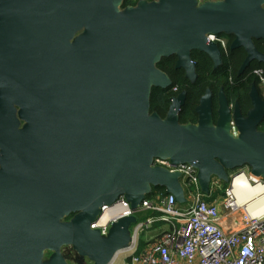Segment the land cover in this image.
I'll return each mask as SVG.
<instances>
[{"label":"water","instance_id":"water-1","mask_svg":"<svg viewBox=\"0 0 264 264\" xmlns=\"http://www.w3.org/2000/svg\"><path fill=\"white\" fill-rule=\"evenodd\" d=\"M123 2L0 0V115L7 116L0 132L10 153L20 149L15 106L20 116L53 117L43 123L53 128L52 198L28 193L0 202V264H112L131 250V227L153 189L187 202L181 174L153 167L155 159L193 165L206 196L213 178L231 187L247 172L264 179V98L256 85L247 116L221 91L214 121L210 89L196 124L179 120L186 92L171 100L164 119L150 103L154 88L172 85L158 68L163 58L176 56L191 79L192 51L222 62L209 35L235 37L231 50L247 53L240 74L264 63L254 43L264 40V0H142L121 10ZM121 196L135 214L106 236L92 230L101 207Z\"/></svg>","mask_w":264,"mask_h":264},{"label":"built area","instance_id":"built-area-1","mask_svg":"<svg viewBox=\"0 0 264 264\" xmlns=\"http://www.w3.org/2000/svg\"><path fill=\"white\" fill-rule=\"evenodd\" d=\"M211 0H198L199 4ZM215 1V0H212ZM209 42L227 49L224 38L209 35ZM264 90V73L255 71ZM153 167H161L181 174L180 182L185 191L186 203L180 205L173 194L153 189L139 206L138 214L150 212L145 221L138 220L132 233V247L128 264H264V207H250L251 200L244 195L236 197L233 187L225 189L220 204L212 202L213 190L219 180L213 178L211 193H202L198 170L190 164L174 165L169 160L155 159ZM249 174V173H248ZM245 176V175H242ZM246 181L264 186V179L250 174ZM236 178L233 180L232 186ZM241 188L243 183L238 184ZM223 212L232 219V226H224ZM135 213L130 203L121 196L110 205H103L97 220L91 225L106 236L119 219ZM162 224L141 247L142 233Z\"/></svg>","mask_w":264,"mask_h":264},{"label":"flooded vegetation","instance_id":"flooded-vegetation-1","mask_svg":"<svg viewBox=\"0 0 264 264\" xmlns=\"http://www.w3.org/2000/svg\"><path fill=\"white\" fill-rule=\"evenodd\" d=\"M140 1L142 0H124L121 10H125L128 7H137ZM145 1H147L148 3H152L156 0ZM220 36L221 35H218V37ZM224 40L226 41L227 49L219 46L221 49V53H225L228 50V39L224 38ZM195 52L199 51L191 52V61L196 64L195 78H187L185 69L177 68L178 59L176 60L175 64L176 71L183 72L185 79L188 80L191 84H195L199 78L197 70L200 69V66L198 57L194 56ZM211 61L213 71L218 70L223 65V57L222 62L218 65H216L212 59ZM239 75H241L240 72ZM172 86L173 81L172 85L167 89L171 88ZM221 91L224 92V87H221L217 94L214 95L212 93L214 121L217 120L218 99ZM173 92L178 93V88H174ZM183 92L171 97L170 106L172 104L171 100L178 97ZM236 103L237 102L231 103V105H235ZM15 107L18 110L15 116L16 121L19 123L17 130L21 132L20 134H18V142H16V144L19 145L20 149L14 153H10L9 149L6 147V133L0 132V202L4 201L6 198L11 197L10 195L14 197H23L28 193H33L42 199L49 200V198H52L53 195V128L50 131H46L45 129H47V126H44V124H53V117L41 116L39 111L38 115L35 116H20L19 111L21 108L17 106ZM6 120L7 116L0 115V122H4ZM30 123L38 124L35 133L25 130L27 125ZM9 170H15L18 173L11 175L9 173ZM30 170L34 171V173L31 174L30 172H28ZM234 174H236V171L234 173H231L230 175L233 176ZM11 176L16 178L14 182L10 181ZM46 255L51 256L50 253H47Z\"/></svg>","mask_w":264,"mask_h":264},{"label":"trees","instance_id":"trees-1","mask_svg":"<svg viewBox=\"0 0 264 264\" xmlns=\"http://www.w3.org/2000/svg\"><path fill=\"white\" fill-rule=\"evenodd\" d=\"M220 37L228 39V50L227 52L222 53V67L213 71L211 65L212 61L208 55L202 52H195L194 56L198 57L200 66V69L197 70L199 78L195 84H191L188 80H186L183 72L176 71V56L163 58L161 60L158 64V68L172 79L173 86L169 89L154 88L152 90L150 102L151 113L156 112L162 119L166 118L171 97L176 96L183 91L187 92V99L179 114L181 124H186L188 122L193 124L197 123L198 116L196 108L199 106L200 100L205 95L207 89H210L215 95L219 92L221 87H224V92L229 102L239 103L244 116H246L248 111L252 109L250 92L253 85H256L261 96L264 98L260 80L255 74V71H263L264 73V63L254 61L244 73L239 75L243 62L247 57V53L242 48L234 51L231 50V44L235 39L233 35L228 36L222 34ZM254 43L258 51L264 54V40H254ZM174 88H178V93L173 92ZM263 124L259 129L264 132ZM156 189L164 191L162 188ZM138 215H140L141 221H145L152 216V213L146 212ZM72 217L73 216L67 218V220H70ZM158 225L159 227H162V224ZM145 240V238L144 240L142 239L141 247L144 246Z\"/></svg>","mask_w":264,"mask_h":264},{"label":"rangeland","instance_id":"rangeland-1","mask_svg":"<svg viewBox=\"0 0 264 264\" xmlns=\"http://www.w3.org/2000/svg\"><path fill=\"white\" fill-rule=\"evenodd\" d=\"M80 34V33H79ZM78 34V35H79ZM263 91V90H262ZM263 94H264V91L262 92ZM264 125V124H263ZM246 170V169H245ZM240 171V170H239ZM237 173V172H236ZM249 174H248V172L246 173V177L248 176ZM245 176H243L244 178H245ZM246 179V178H245ZM240 180H242V176H240V178L238 177L237 178V182H239ZM237 182H236V192L238 193V194H242L243 193V195H244V198L245 199H247V200H252V199H254L256 196V194L254 193H246L245 191V193L246 194H244V192H243V190L245 189L244 187H240L238 184H237ZM247 185L248 186H253V185H250L248 182H247ZM229 188V185H227V184H224V188L222 189V190H220L217 194L215 193L214 194V197H213V199H211V201L212 202H216L217 204H220L221 203V201L223 200V198H224V192H225V189H228ZM264 187H261L260 188V191L261 192H263L264 191V189H263ZM251 207H257V209H260V210H262L263 209V207H264V199H260V200H258V201H255L254 202V204H252V206ZM221 210L223 211V208H221ZM136 219H137V221L138 220H140V215H138V214H136ZM133 227H134V225H132V227H131V229H133ZM154 232V230L153 231H151V230H146L144 233H142V235H141V237H142V239L144 240V238L145 239H148V238H150V237H152L154 234H156L155 232ZM51 254V253H50ZM47 257L49 256V255H46ZM130 262V253H128V252H126V253H122V254H120L116 259H115V261L112 263V264H128ZM85 263L86 264H91L88 260H85Z\"/></svg>","mask_w":264,"mask_h":264},{"label":"bare ground","instance_id":"bare-ground-1","mask_svg":"<svg viewBox=\"0 0 264 264\" xmlns=\"http://www.w3.org/2000/svg\"><path fill=\"white\" fill-rule=\"evenodd\" d=\"M241 181V180H240ZM240 181L239 182H237V184H239L240 183ZM243 181V183H244V190L243 191H245L247 194L248 193H255L256 195V197L254 198V199H252L251 201H253L252 202V204H254V202L257 200L258 201V199L260 200V199H264V191L263 192H261L260 191V188L261 187H264V186H262L261 184L259 185V186H255V185H253V186H248L247 185V181L245 180V179H243L242 180ZM249 183V182H248ZM250 184V183H249ZM251 185V184H250ZM233 193H235V195H236V197H240L241 195H243V193L241 194H238L237 192H236V181H235V183L233 184ZM264 189V188H263ZM244 192V194H246ZM252 206V205H251ZM250 206V207H251ZM122 253H125V252H120V253H118L117 255H116V258L120 255V254H122ZM116 258H114V259H116Z\"/></svg>","mask_w":264,"mask_h":264},{"label":"crops","instance_id":"crops-1","mask_svg":"<svg viewBox=\"0 0 264 264\" xmlns=\"http://www.w3.org/2000/svg\"><path fill=\"white\" fill-rule=\"evenodd\" d=\"M263 90V89H262ZM264 91V90H263ZM242 176V175H241ZM238 178V177H237ZM237 178H236V182H237ZM239 178H240V176H239ZM243 179H245L243 176H242V180ZM240 181V183H243V181ZM246 180V179H245ZM220 182V181H219ZM244 184V183H243ZM251 185H253V184H251ZM224 188V184L223 183H219V185L213 190V194H217L220 190H222ZM244 192V191H243ZM251 200V199H250ZM259 200V199H258ZM257 201V200H256ZM222 213H223V216H224V226H226L227 228H229V227H231L232 226V219L229 217V216H227L223 211H222ZM163 226V225H162ZM158 228H159V225L157 224V225H155V227H153V228H151V229H149V230H151V231H153L154 230V232L156 233V231L158 230ZM153 232V233H154ZM149 239V238H148ZM141 242H142V240H141Z\"/></svg>","mask_w":264,"mask_h":264}]
</instances>
